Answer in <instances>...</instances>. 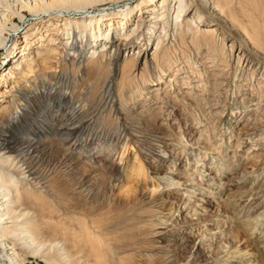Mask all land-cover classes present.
<instances>
[{"label":"bare ground","instance_id":"1","mask_svg":"<svg viewBox=\"0 0 264 264\" xmlns=\"http://www.w3.org/2000/svg\"><path fill=\"white\" fill-rule=\"evenodd\" d=\"M16 19L21 24H15ZM48 20V26H55V20V30L60 28V40L50 38L60 48L49 47L50 56L61 61L60 69L47 75L27 99L44 98L52 109H58L52 111L45 129L17 143L23 142L13 158L9 155L12 143L5 134L17 124L20 112L0 118V264H24L19 251L48 264H122L123 249L137 241L121 234L132 226L129 222L136 214L125 211L126 202L110 196L123 184L120 178L118 183L112 181L105 170H126L121 150L132 134L124 122L129 110L120 92L123 83L129 80L130 84L143 73L147 77L148 72L160 76L165 67L174 68L178 53L184 51L187 55L177 70L188 71L180 81L196 89L188 98L197 105L200 96L196 91L215 94L226 82L219 79L228 69L233 73L228 75L234 88L232 105L238 104L249 78L258 80L264 91V0H0V49L22 32L28 39L36 37L28 28ZM156 37L158 42L150 53V42ZM139 38L138 45L135 40ZM60 49L63 56L57 57ZM137 87L133 93L142 94L144 88ZM157 90L146 92L154 93L158 101ZM260 106L258 114L262 115ZM110 123L117 125L107 126ZM92 125L97 129L93 143ZM255 131L264 134L262 128ZM46 151L54 156L48 167L42 163ZM83 157L92 161L95 184L77 193L86 192L85 199H80L62 184L59 169L69 162L72 173ZM142 162H137L139 176L148 172ZM174 172L168 166L167 174L172 176L165 180L180 185ZM196 189L193 185L192 190ZM93 191H97L94 196ZM113 210L128 212L129 217L111 216ZM215 220L218 225L219 219ZM210 233L226 238L232 234L219 225Z\"/></svg>","mask_w":264,"mask_h":264},{"label":"rangeland","instance_id":"2","mask_svg":"<svg viewBox=\"0 0 264 264\" xmlns=\"http://www.w3.org/2000/svg\"><path fill=\"white\" fill-rule=\"evenodd\" d=\"M49 22L32 23L28 33H37L36 37L28 39L22 32L7 48L0 49V118L6 113L20 112L17 124L11 125L5 134V139L12 143L9 154L12 158L17 156L16 149L23 142L17 143L26 135L45 129L51 123L52 111L58 109V106L52 109L44 98L27 99V96L32 98L30 91L42 85L47 75L60 69L61 61L49 52V47L60 48L59 44L50 42V38L59 37L60 28L55 30V20H52L55 26H48ZM15 24H21L19 19ZM135 41L139 45L141 39ZM157 42V37L151 40L150 53L154 52ZM60 51L57 57H61ZM121 54L124 58L125 51ZM186 55L180 51L174 68L165 67L160 76L157 72H148L145 77L143 73L132 83L129 84V80L123 83L121 91V73L116 77V93L122 92L127 101L129 113L124 122L132 137L121 150V164L126 170L105 171L116 183L117 179H122L119 183L123 186H116L110 196L126 202L125 211L130 209L136 214L129 222L134 227L130 226L121 235L137 241L132 248L123 249L121 263L264 264V134L253 133L264 129V91L259 88L258 80L249 78L244 82L238 104L232 105L234 88L228 75L233 73H228L231 71L228 69L219 79L226 82L215 94L196 91L200 96L197 105L194 99L188 98L196 89L180 81L188 71L178 72L182 66L180 61ZM137 84L144 88L142 94L133 93ZM150 89H158V101L154 93L146 92ZM261 97L262 103L259 102ZM257 106L263 110L262 115L258 114ZM231 111L235 112L233 116ZM111 125L116 127L117 124H107ZM95 128L92 125V143L96 142ZM51 158L54 159L53 154L46 151L42 163L48 167ZM83 158L88 163L76 162L72 173L69 162H62L59 169L62 184L80 199H85L86 192L77 193L95 184L92 161ZM138 161H143L148 170L142 176L138 175ZM168 166L175 170V180H180V185L165 180L172 176L167 174ZM193 185L196 191L192 190ZM96 194L97 191H93V196ZM200 202L203 204L199 206ZM116 213L118 210H113L111 216L129 217L128 212ZM215 219H219V227L231 230L230 237L220 233L211 235L218 227ZM18 255L24 264H48L34 254L19 251Z\"/></svg>","mask_w":264,"mask_h":264}]
</instances>
